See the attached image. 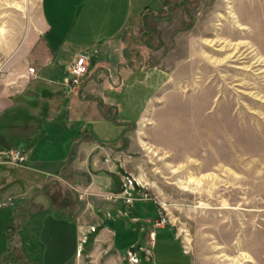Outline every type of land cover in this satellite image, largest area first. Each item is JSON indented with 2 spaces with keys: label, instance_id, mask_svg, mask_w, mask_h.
I'll list each match as a JSON object with an SVG mask.
<instances>
[{
  "label": "rangeland",
  "instance_id": "374dc122",
  "mask_svg": "<svg viewBox=\"0 0 264 264\" xmlns=\"http://www.w3.org/2000/svg\"><path fill=\"white\" fill-rule=\"evenodd\" d=\"M173 1L135 45L143 70L135 78L138 123L118 141L121 152L80 155L82 167L104 165L102 181L79 189L35 170L19 147L0 149V166L27 168L30 181L64 196L57 206L73 195L86 200L101 225L82 233L84 264H264V0ZM41 5L0 0L1 109L18 96L21 73L42 67ZM162 6L139 2L141 14ZM78 51L65 47L54 65L66 86L77 58L90 57L73 61ZM82 125L77 120L78 137ZM12 195L0 209L22 199ZM35 253L20 246L14 258L29 263Z\"/></svg>",
  "mask_w": 264,
  "mask_h": 264
},
{
  "label": "crops",
  "instance_id": "0c3cea01",
  "mask_svg": "<svg viewBox=\"0 0 264 264\" xmlns=\"http://www.w3.org/2000/svg\"><path fill=\"white\" fill-rule=\"evenodd\" d=\"M139 2L42 0L38 39L45 42L47 54L36 69L38 77L25 69L14 88L18 96L0 108V149L23 148L35 170L72 181L79 189L94 187L106 177L104 165L97 161L93 168L82 167L86 165L80 155L121 152L118 141L138 123L135 78L143 70L135 66L134 60L140 59L135 45L152 35L151 22L174 3L161 0L160 9L147 7L149 13L141 14ZM65 47L79 49L73 61L80 54L90 56L92 69L81 86H66L53 71ZM33 106L35 116L29 120L27 108ZM17 108L20 114L12 111ZM77 120L83 123L79 137ZM28 175L27 168L0 166V201L10 199L13 191L22 196L12 208L0 209V264H20L14 258L20 246L36 249L35 258L24 264H84L78 256L81 236L101 225L93 221L96 214L76 195L73 203L57 206L64 196L48 193L43 183L30 181ZM112 243L117 247L115 238ZM68 249L73 253L70 259Z\"/></svg>",
  "mask_w": 264,
  "mask_h": 264
},
{
  "label": "built area",
  "instance_id": "2783aa9c",
  "mask_svg": "<svg viewBox=\"0 0 264 264\" xmlns=\"http://www.w3.org/2000/svg\"><path fill=\"white\" fill-rule=\"evenodd\" d=\"M89 65H90V57L81 56L77 58V60L75 61L74 65L71 68V75L73 80L72 86L75 87L81 86L84 77L88 73ZM29 73L35 78L38 77L36 68H30ZM132 257L134 258L135 256ZM133 258L132 260L138 263V260H135V258L134 259Z\"/></svg>",
  "mask_w": 264,
  "mask_h": 264
}]
</instances>
